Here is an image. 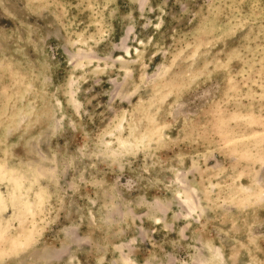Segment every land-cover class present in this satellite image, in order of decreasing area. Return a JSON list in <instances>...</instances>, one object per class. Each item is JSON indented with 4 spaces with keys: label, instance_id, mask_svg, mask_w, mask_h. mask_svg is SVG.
<instances>
[{
    "label": "rangeland",
    "instance_id": "obj_1",
    "mask_svg": "<svg viewBox=\"0 0 264 264\" xmlns=\"http://www.w3.org/2000/svg\"><path fill=\"white\" fill-rule=\"evenodd\" d=\"M0 264H264V0H0Z\"/></svg>",
    "mask_w": 264,
    "mask_h": 264
}]
</instances>
